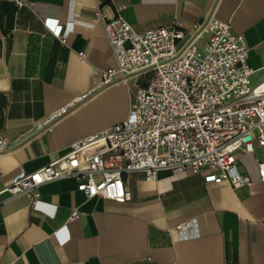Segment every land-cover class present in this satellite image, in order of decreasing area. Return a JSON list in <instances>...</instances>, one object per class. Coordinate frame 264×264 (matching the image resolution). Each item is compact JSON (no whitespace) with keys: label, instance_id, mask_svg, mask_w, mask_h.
<instances>
[{"label":"crops","instance_id":"obj_1","mask_svg":"<svg viewBox=\"0 0 264 264\" xmlns=\"http://www.w3.org/2000/svg\"><path fill=\"white\" fill-rule=\"evenodd\" d=\"M32 1L17 7L0 0V136L9 141L0 152V186L19 169L34 172L73 142L127 117L133 86H99L116 59L103 22L93 20L96 10L110 17L114 4L125 6L122 14L139 33L174 22L191 30L212 17L227 22L248 46L252 85L264 79V0ZM48 19L63 25L64 41ZM201 35L199 43L208 32ZM65 106L49 127H39ZM259 160V146L238 155L251 183L236 189L205 182L202 174L161 170L155 181L143 172L125 175L127 202L88 198L72 177L41 185L35 209L25 194H4L0 264H264ZM189 220H196L197 236L181 239L176 226Z\"/></svg>","mask_w":264,"mask_h":264},{"label":"built area","instance_id":"obj_2","mask_svg":"<svg viewBox=\"0 0 264 264\" xmlns=\"http://www.w3.org/2000/svg\"><path fill=\"white\" fill-rule=\"evenodd\" d=\"M10 1L33 6L32 0ZM113 9L110 17L96 10L93 18L103 22L116 59L99 86H133L127 117L73 142L64 156L34 172L19 169L0 186V197L25 194L35 209L41 185L72 177L88 198L127 202L132 191L125 175L143 172L146 181H155L161 170L202 174L205 182H225L233 189L250 184L239 170L238 155L264 148V79L251 83L254 71L244 37L214 17L191 30L174 22L139 33L122 14L125 6L114 4ZM46 22L64 41L63 25ZM203 30L208 36L199 43ZM79 57L86 60L84 52ZM66 112V106L53 112L39 127H49ZM8 146V138L0 136V152ZM257 171L264 183V160L258 161ZM77 214L74 210L71 218ZM176 229L181 239L197 236L196 220Z\"/></svg>","mask_w":264,"mask_h":264}]
</instances>
